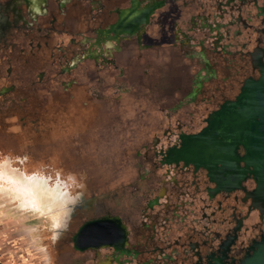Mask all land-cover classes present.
<instances>
[{
    "label": "flooded vegetation",
    "instance_id": "flooded-vegetation-1",
    "mask_svg": "<svg viewBox=\"0 0 264 264\" xmlns=\"http://www.w3.org/2000/svg\"><path fill=\"white\" fill-rule=\"evenodd\" d=\"M250 82L264 0H0V170L54 158L52 183L11 176L59 195L37 210L70 264H240L264 239L245 129L226 125Z\"/></svg>",
    "mask_w": 264,
    "mask_h": 264
},
{
    "label": "rangeland",
    "instance_id": "rangeland-1",
    "mask_svg": "<svg viewBox=\"0 0 264 264\" xmlns=\"http://www.w3.org/2000/svg\"><path fill=\"white\" fill-rule=\"evenodd\" d=\"M20 140L22 139L19 138V142H15L18 149L23 147V143ZM9 144H11L9 141L0 139V160H4L5 154L12 149V146H9ZM53 159L52 157L46 158V165L44 168L41 167V165H43L41 161H39L41 159L34 157H29L27 159L28 163L25 165L15 162L16 160L13 158L10 162V166L22 171L24 170L27 175H37L40 170L47 177L48 182L52 183L56 176ZM78 160L79 162L84 160L88 162L93 161V165L96 167L95 170L97 171H93L94 173L91 174V177H94L97 181H108L112 183L117 177V174L112 171V166L116 165V158L94 157L87 159L79 158ZM4 165V167H1V170L8 171L10 175L15 176V174H12L15 172H12L13 168H11L8 163ZM77 177L78 180H82L83 182L89 179V175L86 173H78ZM37 209L38 204L35 200H30L28 196L13 189V185H11L7 179L4 180L0 178L1 264L71 263L72 255L70 251H60L56 247L57 243H55L51 231H42V212ZM47 215H52V213H47ZM47 215L45 214V216Z\"/></svg>",
    "mask_w": 264,
    "mask_h": 264
},
{
    "label": "water",
    "instance_id": "water-1",
    "mask_svg": "<svg viewBox=\"0 0 264 264\" xmlns=\"http://www.w3.org/2000/svg\"><path fill=\"white\" fill-rule=\"evenodd\" d=\"M237 106L227 108L235 112L226 123L233 129H245L243 138L247 156L243 160L253 167V176L259 183L258 190L264 193V86L260 82L246 84L237 98ZM198 144V142H196ZM240 264H264V239L251 247Z\"/></svg>",
    "mask_w": 264,
    "mask_h": 264
},
{
    "label": "bare ground",
    "instance_id": "bare-ground-1",
    "mask_svg": "<svg viewBox=\"0 0 264 264\" xmlns=\"http://www.w3.org/2000/svg\"><path fill=\"white\" fill-rule=\"evenodd\" d=\"M0 178L4 180L7 179L8 182L13 185V189H16L18 192L28 196L30 200H35L38 205L41 202L47 208L53 209L61 202L59 195L55 194L52 189H44L40 185L39 180L26 178L24 181H17V178L12 177L5 172V170H0Z\"/></svg>",
    "mask_w": 264,
    "mask_h": 264
},
{
    "label": "built area",
    "instance_id": "built-area-1",
    "mask_svg": "<svg viewBox=\"0 0 264 264\" xmlns=\"http://www.w3.org/2000/svg\"><path fill=\"white\" fill-rule=\"evenodd\" d=\"M1 264V263H0Z\"/></svg>",
    "mask_w": 264,
    "mask_h": 264
}]
</instances>
